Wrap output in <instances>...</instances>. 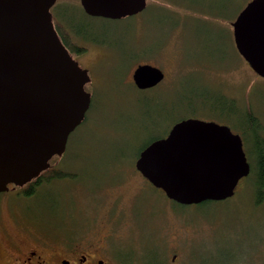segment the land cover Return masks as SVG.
Here are the masks:
<instances>
[{
    "label": "rangeland",
    "instance_id": "1",
    "mask_svg": "<svg viewBox=\"0 0 264 264\" xmlns=\"http://www.w3.org/2000/svg\"><path fill=\"white\" fill-rule=\"evenodd\" d=\"M249 1L147 0L121 19L88 16L79 0L56 1L51 16L86 49L74 59L87 70L91 103L53 163L68 178L41 184L29 198L0 194V255L3 228L15 239L29 234L11 221L19 212L50 219L21 225L52 238L57 252L62 238L83 237L80 250L108 264H264V202L255 205L252 173L231 198L182 206L134 168L148 142L188 117L228 126L252 162L240 117L250 108L264 137V78L236 51L231 27ZM141 64L159 67L165 80L137 89L132 74Z\"/></svg>",
    "mask_w": 264,
    "mask_h": 264
},
{
    "label": "water",
    "instance_id": "2",
    "mask_svg": "<svg viewBox=\"0 0 264 264\" xmlns=\"http://www.w3.org/2000/svg\"><path fill=\"white\" fill-rule=\"evenodd\" d=\"M57 0H0V192L21 186L66 149L91 103L81 69L60 41L50 13ZM91 17L121 19L143 11L147 0H79ZM233 42L248 66L264 78V0H250L231 22ZM164 78L138 65L134 86ZM134 168L179 205L231 198L250 166L239 134L222 124L185 118L145 146Z\"/></svg>",
    "mask_w": 264,
    "mask_h": 264
},
{
    "label": "flooded vegetation",
    "instance_id": "3",
    "mask_svg": "<svg viewBox=\"0 0 264 264\" xmlns=\"http://www.w3.org/2000/svg\"><path fill=\"white\" fill-rule=\"evenodd\" d=\"M165 78L166 75L164 73V78L154 87L159 86V84H161L165 80ZM154 87L147 89H152ZM47 168H50L52 171L58 173H61L63 171L60 167H57V165L52 166L51 163H49ZM38 182L39 184L35 187V189H32L33 191H31L28 196H25L23 194L26 191V188L29 186V184L32 183V185L33 184L35 185ZM45 182H46V178L39 176V178L35 179V181L34 179H32L21 186H12V187L8 186V190L5 192H0V194L10 195L16 200L21 198H29L32 196H36L37 188ZM6 203L9 204V202ZM11 214H12L11 221L14 223V225H16L19 230L25 229L27 232H29V234H27L26 238L24 239H15L11 237L10 232H8L6 228H3V234L5 236V241L3 242L4 243L3 249L5 254L4 256L0 255V264H108L102 258L92 256L91 254H89L90 252L88 251L85 252L80 250L79 245H81L82 243L85 244V242L83 241V237L81 238L78 237L75 241H70L68 237L62 238L60 243L58 244L63 246V251L57 252L55 249L51 247V245L53 246V244H55L52 238L46 236H37L36 233H32L29 227L22 226L25 225V222L30 220L32 221L34 227L35 226L38 227L37 223L39 221L45 222L46 224H50L49 222L50 219L45 221L42 218V216L39 215L38 213L33 214L30 217V219L27 216L24 217L19 212H12ZM58 220L59 219H56L54 222L52 220L53 222L52 224L57 226L55 223ZM65 235L67 236V234ZM72 244L77 245V247L76 248L69 247ZM177 258H178V251L172 255L171 257L172 263Z\"/></svg>",
    "mask_w": 264,
    "mask_h": 264
},
{
    "label": "trees",
    "instance_id": "4",
    "mask_svg": "<svg viewBox=\"0 0 264 264\" xmlns=\"http://www.w3.org/2000/svg\"><path fill=\"white\" fill-rule=\"evenodd\" d=\"M82 10V8H81ZM83 12V10H82ZM84 13V12H83ZM65 17V16H64ZM52 22L55 28V31L62 42V44L65 46V48L68 50L69 54L74 59L76 56L79 57L85 52L84 47H80L78 43L76 42V39L72 34L67 31L66 28H69L68 25L62 22H58L55 17L52 16ZM71 22V21H70ZM233 103V101H231ZM234 104V103H233ZM233 104L229 105L232 108ZM245 118L240 117V130L242 131V134L247 136L253 143V150L250 151V155L252 158V162H249L250 166V173L253 174L252 181L254 182L253 188H254V202L255 205H260L264 202V137L261 134V125L259 123V118L253 114L252 111H250V108H245L244 115ZM85 120V119H84ZM165 136V135H164ZM162 136V137H164ZM160 137V138H162ZM243 141V140H242ZM246 141V140H245ZM152 141L148 142L146 146L151 143ZM142 150V149H141ZM140 150V151H141ZM139 154V153H138ZM138 156V155H137ZM59 156H54L49 163L54 165L55 160H57ZM136 159V158H135ZM51 166V165H50ZM39 176H42L43 178H46V182H50L52 180H60L68 178L69 174L61 172H55L52 171L50 168H45L42 170L38 176H36L34 179L39 178ZM249 176V175H248ZM247 176V177H248ZM246 177V178H247ZM39 184H29V186L26 188V191L23 193L25 196H28L32 189H35V187ZM14 185L10 184L9 187H12ZM212 202V201H206L203 203ZM183 206V205H182Z\"/></svg>",
    "mask_w": 264,
    "mask_h": 264
}]
</instances>
